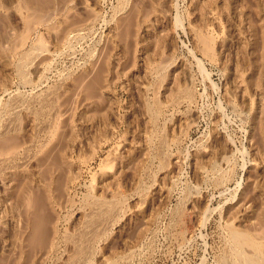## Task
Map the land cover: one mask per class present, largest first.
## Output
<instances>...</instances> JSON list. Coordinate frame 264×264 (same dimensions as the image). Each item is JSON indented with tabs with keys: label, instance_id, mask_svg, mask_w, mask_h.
<instances>
[{
	"label": "rangeland",
	"instance_id": "374dc122",
	"mask_svg": "<svg viewBox=\"0 0 264 264\" xmlns=\"http://www.w3.org/2000/svg\"><path fill=\"white\" fill-rule=\"evenodd\" d=\"M0 129V264H264V0H0Z\"/></svg>",
	"mask_w": 264,
	"mask_h": 264
},
{
	"label": "bare ground",
	"instance_id": "6f19581e",
	"mask_svg": "<svg viewBox=\"0 0 264 264\" xmlns=\"http://www.w3.org/2000/svg\"><path fill=\"white\" fill-rule=\"evenodd\" d=\"M77 28H79V27H74L73 29H71L70 30V32H68V33H66V35H65V39L64 40H66V39H68V36H69V38H70V33L71 32H73V31H75V30H77ZM80 32H81V30H80ZM77 33H79V32H77ZM70 34V35H69ZM74 34H76L75 32H74ZM79 35H80V33H79ZM72 36H74V35H72ZM71 36V37H72ZM79 37V36H78ZM77 37V38H78ZM80 38V37H79ZM72 39H74V38H72ZM66 42V41H65ZM71 41H69V39H68V43H70ZM70 45V44H69ZM71 47V46H70ZM36 58V57H35ZM33 60V59H32ZM32 62V61H31ZM30 62V63H31ZM37 62V61H36ZM43 62V61H42ZM40 64H41V62H39ZM38 62H37V65L39 66L40 64H39ZM45 63V62H44ZM42 65V64H41ZM47 66H48V64H47ZM40 67H38L37 69L38 70H41L42 71V69H39ZM42 68V67H41ZM44 69H45V66H44ZM44 69H43V71H44ZM159 70V69H158ZM43 73V72H42ZM25 79H26V77H25ZM40 79V78H39ZM42 79V78H41ZM39 81V80H38ZM53 89V88H52ZM52 89H49V90H52ZM54 89H56L57 90V88H54ZM48 89H46L45 91H47ZM55 90V91H56ZM55 91H53L52 90V92L51 91H49V93H47L46 92V96H45V98L44 99H42V101H43V103L44 104H42V102H41V100L39 99V97L40 96H43V95H39V97H38V103H40L41 102V107L43 106H45V107H47V112L48 113H50L52 116H53V119L55 120L57 117H56V105H57V103H56V95H57V93L55 94ZM57 92V91H56ZM43 93V92H42ZM44 94V93H43ZM36 95V94H35ZM34 96V95H33ZM37 97V96H36ZM35 97V98H36ZM188 97V96H187ZM19 98V97H18ZM34 98V99H35ZM32 99H33V97H32ZM31 99V103H28V106H30V104H33L34 102L33 101H36V99L35 100H32ZM18 100V99H17ZM17 100L15 99V101L17 102ZM24 100V99H23ZM25 100H27V99H25ZM179 100H181V99H179ZM12 101V100H11ZM18 101H22V100H18ZM40 101V102H39ZM14 102V101H13ZM12 102V103H13ZM24 102V101H23ZM33 102V103H32ZM176 102H177V99H176ZM11 103V104H12ZM45 103H46V105H45ZM10 104V106H13V105H15V103L13 104V105H11ZM20 104L22 105V103L20 102ZM19 104V105H20ZM35 105V104H34ZM9 106V107H10ZM16 106V105H15ZM15 106H13V108L15 107ZM24 106V105H23ZM28 106L26 107V109H28V110H26L27 111V113H29L30 112V114H31V111H30V109H31V107L33 108V105L30 107V109L28 108ZM9 107H8V109H9ZM35 107V106H34ZM21 108H22V106H21ZM37 108H40L39 106L37 107ZM8 109L6 110V111H8ZM17 109V108H16ZM24 109V108H23ZM43 109H45V108H43ZM42 109V111H44ZM57 109H59L58 107H57ZM20 110V109H19ZM35 110V109H34ZM39 110V109H38ZM38 110H36L37 112H38ZM9 111H11L12 112V110H11V108L9 109ZM13 111H15V109H13ZM25 111V112H26ZM29 111V112H28ZM59 111V110H58ZM57 111V112H58ZM22 112V111H21ZM20 112V113H21ZM33 112V111H32ZM36 112V113H37ZM40 112V111H39ZM45 112V115H46V111H44ZM43 112V113H44ZM4 113V112H3ZM19 113V114H20ZM34 113V112H33ZM41 113V112H40ZM12 114H14L13 112L12 113H10V115H12ZM15 114H18V112H16ZM18 114V115H19ZM29 114V115H30ZM58 114H59V112H58ZM17 115V116H18ZM34 115V114H33ZM37 115H38V113H37ZM40 115V114H39ZM5 116H7L6 115V113H5ZM13 116V115H12ZM17 116H16V118H17ZM52 116H50V117H52ZM8 117V116H7ZM11 117V116H10ZM15 117V116H14ZM36 117V116H35ZM46 117H47V115H46ZM11 118H13V117H11ZM36 118H39V117H36ZM4 119H6V120H8L9 121V119L10 118H4ZM20 119V118H19ZM18 119V120H19ZM53 119H52V121H53ZM48 120H50L51 121V119H48ZM7 121V122H8ZM40 121H42V120H40ZM43 121H45V119L43 120ZM4 122H6L5 120L3 121V123ZM16 122H18V121H16V119H10V122L8 123L9 125H7L8 127H12L13 128V126L15 125L16 126V124H20V123H16ZM49 122V121H48ZM2 123V124H3ZM46 123V122H45ZM40 124V123H39ZM51 124V123H50ZM49 124V125H50ZM53 124V123H52ZM4 125H6V123L4 124ZM3 125V126H4ZM47 125V127H45L44 126V128L46 129L47 128V130L49 131V132H51V128L53 127V125L50 127L48 124H46ZM6 126V127H7ZM20 126V125H19ZM19 126L17 127V128H19ZM2 127V126H1ZM6 127H3L4 128V130L6 129ZM41 127H42V124H41ZM9 128V129H10ZM16 128V127H15ZM43 128V127H42ZM43 128V129H44ZM49 128V129H48ZM2 129V128H1ZM0 129V130H1ZM41 129V128H40ZM39 129V130H40ZM43 129H41V130H43ZM4 130H3V133H4ZM15 130V129H14ZM47 130H45V131H47ZM9 131V130H8ZM7 131H5V133H6ZM36 140V139H35ZM34 140V141H35ZM36 142H34V144H35ZM31 146H32V144H30ZM21 146V145H20ZM30 146V147H31ZM7 148L9 149V150H7ZM21 148H22V146H21ZM6 152H5V150H0V151H2V152H0V165L1 166H4V164H5V166L7 165L6 163H8L12 158H14L15 156H17L18 154H19V151H20V148L18 147V146H15V147H6ZM23 150V149H22ZM29 150V149H28ZM27 150V151H28ZM25 151V150H24ZM27 152L25 151L24 152V155L26 154ZM21 155H23V153H20ZM19 154V155H20ZM23 155V156H24ZM25 157H27V155L25 156ZM24 157V158H25ZM18 158V157H17ZM23 158V157H22ZM28 158H30V156L28 157ZM14 160V159H13ZM26 160H27V158H26ZM228 160V159H227ZM28 161H31V158H30V160H27V162ZM23 162V161H22ZM32 162V161H31ZM24 163H25V161H24ZM0 166V167H1ZM4 166V167H5ZM10 166V165H9ZM8 166V167H9ZM11 166H12V164H11ZM10 166V167H11ZM8 167H7V169H8ZM0 169H4V168H0ZM1 171V170H0ZM114 200H116V198L114 199ZM119 200V199H118ZM112 201V200H111ZM104 202V201H103ZM103 202H100V203H103ZM108 202V201H107ZM119 202H121L120 200H119ZM96 203H98V202H96ZM111 203H113V204H111ZM110 203V205L108 204V205H106V203H103V204H105V205H103V204H93L92 206H89L88 208H87V211L88 212H86V213H88L87 214V217H86V219L84 220V222H83V225H82V227L80 228V230H79V232L76 234L75 233V235H72V239H68V240H71L70 242H72V243H74V245H76L77 247H75L78 251H81L83 248H85V247H83L84 245L85 246H89L90 244H92V242H94L95 240V237H97V235L98 234H100V233H102L104 230H106L107 229V224L105 223V219L104 220H102V217H106V216H104L106 213H108V211H111V210H109V208L111 209V208H113V207H115V205H116V207H117V205H118V203L116 204V203H114V202H111ZM124 203V202H123ZM119 206H120V204H119ZM121 207V206H120ZM86 209V208H85ZM89 209V210H88ZM117 209V208H116ZM115 209V210H116ZM118 211H119V209H118ZM101 217V219L99 218V217ZM108 217V216H107ZM95 218H97L98 220H96ZM106 220H107V218H106ZM110 220V219H109ZM112 220H116V219H113L112 218ZM111 222V221H110ZM110 224V223H109ZM109 226V225H108ZM106 227V228H105ZM108 230V229H107ZM235 232V233H234ZM234 232H232V233H234L233 234V237H232V241L236 244V248H234V252H235V249H236V253L235 254H237L236 256H239V259L241 260L240 261V263L239 264H262V262L260 261V260H258V259H254L253 257H251V256H249V255H247V254H245L244 252H243V249H242V247H243V244H244V241L242 240V238H241V235H240V233H237L236 231H234ZM104 233H106V232H104ZM231 233V234H232ZM52 234H54V235H56L55 233H52ZM52 237V236H51ZM56 237H58V236H56ZM70 238V237H69ZM51 239V238H50ZM54 237L51 239V240H49L48 241V243H47V245H45L39 252L41 253V256L43 257V256H45L49 251H51V249L56 245V243L54 242ZM57 239V238H56ZM59 239V238H58ZM100 240V239H99ZM56 241H60V239L59 240H56ZM59 244V243H58ZM84 244V245H83ZM94 244V243H93ZM92 244V245H93ZM234 244V245H235ZM92 245H91V248H93L92 247ZM58 246V245H57ZM56 247V246H55ZM54 247V248H55ZM53 248V249H54ZM57 248V247H56ZM85 254V253H84ZM87 256H89V254L87 255ZM46 257V256H45ZM82 257H84V256H82ZM81 258V257H80ZM86 258V257H85ZM87 259V258H86ZM79 260V259H78ZM83 260V259H82ZM236 261V260H235ZM75 262H77V261H75ZM75 262H74V264H75ZM73 264V263H72ZM236 264V263H235ZM238 264V263H237Z\"/></svg>",
	"mask_w": 264,
	"mask_h": 264
}]
</instances>
